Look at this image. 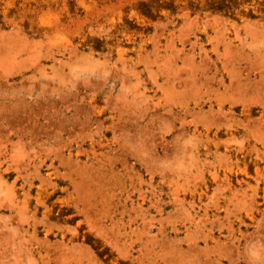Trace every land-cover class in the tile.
I'll return each instance as SVG.
<instances>
[{
    "label": "rangeland",
    "instance_id": "rangeland-1",
    "mask_svg": "<svg viewBox=\"0 0 264 264\" xmlns=\"http://www.w3.org/2000/svg\"><path fill=\"white\" fill-rule=\"evenodd\" d=\"M0 264H264V0H0Z\"/></svg>",
    "mask_w": 264,
    "mask_h": 264
},
{
    "label": "bare ground",
    "instance_id": "bare-ground-1",
    "mask_svg": "<svg viewBox=\"0 0 264 264\" xmlns=\"http://www.w3.org/2000/svg\"><path fill=\"white\" fill-rule=\"evenodd\" d=\"M233 79H234V77H233ZM232 84H233V83H232ZM241 86H242V85H241ZM245 89H246V88H245ZM250 89H251V88H250ZM248 90H249V88H248ZM248 90H246V91H248ZM232 91H233V90H232ZM246 91H245V92H246ZM250 91H251V90H250ZM250 91H249V92H250ZM245 92H244V93H245ZM234 93H235V92H234ZM244 93H243V94H244ZM247 93H248V92H247ZM230 94H231V93H230ZM231 95H233V94H231ZM255 99H256V98H255ZM250 100H251V99H250Z\"/></svg>",
    "mask_w": 264,
    "mask_h": 264
}]
</instances>
